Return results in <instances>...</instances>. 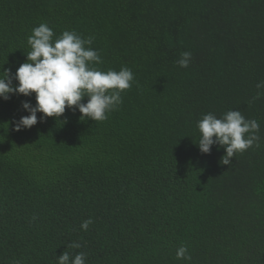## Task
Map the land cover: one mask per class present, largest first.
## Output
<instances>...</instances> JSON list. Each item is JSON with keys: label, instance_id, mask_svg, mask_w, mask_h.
<instances>
[{"label": "trees", "instance_id": "trees-1", "mask_svg": "<svg viewBox=\"0 0 264 264\" xmlns=\"http://www.w3.org/2000/svg\"><path fill=\"white\" fill-rule=\"evenodd\" d=\"M41 23L53 40L93 37L94 66H126L134 82L97 122L73 107L16 131L35 93L0 99V264H58L64 251L86 264H264V0H0V77L27 61ZM229 110L258 121L260 146L222 165L224 148L199 151L197 125Z\"/></svg>", "mask_w": 264, "mask_h": 264}, {"label": "clouds", "instance_id": "clouds-1", "mask_svg": "<svg viewBox=\"0 0 264 264\" xmlns=\"http://www.w3.org/2000/svg\"><path fill=\"white\" fill-rule=\"evenodd\" d=\"M54 32L47 23H41L32 30L28 38L31 51L27 61L21 64L15 74L11 69H3L0 77V99L8 100L10 95L31 96L35 93L36 104L29 101L22 103V108L29 114L21 116L15 123V130L31 128L38 123L37 113L47 117H60L66 108H75L81 113V119L95 122L108 119V113L122 103L121 92L129 89L134 82V73L126 66L119 71H101L94 65L100 64L101 57L97 50L88 47L93 37L82 38L75 31H64L53 40ZM192 53L184 51L176 62L180 67L189 66ZM13 81H17L15 85ZM257 89H264V81L257 83ZM111 90V91H110ZM257 95H261L258 91ZM87 96V102H82ZM200 138L197 146L202 154L210 153L216 144L224 148L222 165H230L234 154L242 153L254 144L259 147L260 124L256 119H246L241 111L229 110L221 117L209 112L197 125ZM93 223L91 218L81 224L87 231ZM69 247L79 249L82 245L72 242ZM177 259L191 261L192 257L186 245H181L176 252ZM58 264H86V254L78 252L74 258L64 251L57 257ZM18 264V262H17Z\"/></svg>", "mask_w": 264, "mask_h": 264}]
</instances>
